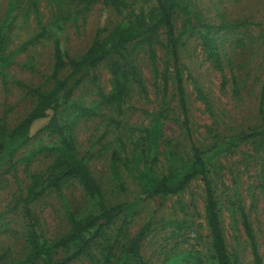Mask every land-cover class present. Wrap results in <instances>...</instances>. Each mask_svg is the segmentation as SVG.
Wrapping results in <instances>:
<instances>
[{
	"label": "rangeland",
	"instance_id": "374dc122",
	"mask_svg": "<svg viewBox=\"0 0 264 264\" xmlns=\"http://www.w3.org/2000/svg\"><path fill=\"white\" fill-rule=\"evenodd\" d=\"M126 1L130 10L136 12L147 13L155 6V0ZM187 1L194 30L183 37L178 47L186 125L177 109L176 73L172 60L166 65L165 37L161 30L152 46L155 70L147 47H133L131 61L140 75L142 88L133 84L121 106L101 101V95L107 96L112 90L108 59L68 79L59 94L58 119L63 122L64 132L73 141L78 157L103 190V202L107 206L136 203L126 230H121L123 216H119L92 238L87 255L69 258L73 248H60L56 259L69 258L66 264H98L109 241L115 244L113 254L118 255L146 224L149 226L139 244L138 255L128 264H175L188 254L208 259L211 256L203 183L199 178L177 195L144 199L131 173L133 164L118 166L122 191L115 187L109 171L113 151L122 159L129 158L128 130L138 137L152 115L161 109L164 98L169 113L159 141L158 172L162 174L166 172L163 154L168 141L186 158L191 144L210 148L222 143L224 137L240 135L264 123V0ZM125 14L124 11L122 15ZM120 19V14L100 0H0L3 50L5 55L13 54L0 67V128L4 130L0 142L35 107L37 98L32 89H53L57 79L68 77L67 65L58 72L56 80L51 77L55 44L58 43L64 61L79 58L96 35L104 37ZM182 21L181 16L176 17L177 28ZM199 25L212 31L217 59L209 58L202 49L198 33L204 29ZM164 73L169 78L163 98ZM194 87L203 96L199 97ZM71 88L69 97L62 98ZM44 124L45 121L36 122L30 129L31 135ZM22 139L10 140V146L18 147ZM58 141L57 135L42 130L12 155L4 153L0 157V264H24L21 262L30 247L19 200L26 195L34 178L46 177L54 160L47 149L57 146ZM209 178L227 250L238 264H255L253 243L264 264V139L219 153L211 163ZM43 188H39L42 190L30 209L39 235L49 245L69 231V214L78 218L97 214L103 203L89 199L76 179L61 182L58 190ZM242 211L251 227V241L240 224Z\"/></svg>",
	"mask_w": 264,
	"mask_h": 264
},
{
	"label": "trees",
	"instance_id": "16d2710c",
	"mask_svg": "<svg viewBox=\"0 0 264 264\" xmlns=\"http://www.w3.org/2000/svg\"><path fill=\"white\" fill-rule=\"evenodd\" d=\"M94 2L96 0H90ZM105 6L112 8L121 15L120 21L104 36L96 35L86 52L79 58L69 59L61 54L58 43L54 48V69L52 79L56 80L58 72L63 66L69 68L68 77L56 80L53 89L42 91L32 89L37 103L32 111L11 131L7 137H2L0 142V157L6 153L12 155L23 143L35 136L42 130L57 135L59 141L57 146L47 149L54 156L52 164L48 168L46 177L42 180L34 178L25 196L19 200L23 216L27 223V242L30 247L28 255L21 262L24 264H66L69 258L77 255H87L92 238L99 236L106 226L115 223L119 216H123L121 230H126L129 218L132 216L135 202L107 206L104 202V192L97 185L89 173L82 158L76 153L73 141L65 134L63 122L58 119L59 94L72 79L82 71H90L107 59L109 71L112 76V90L107 96L101 95V101L115 106H121L128 98L129 89L133 84L142 88L140 75L131 61L133 47H147L150 62L155 70V53L152 49L155 39L161 30L165 39L163 48L166 50L168 66L172 60L175 69V96L177 98V109L187 124V110L184 92L182 90L179 76L178 47L186 34L192 33L191 9L187 0H155V6L147 13L130 10L131 6L126 0H100ZM126 12L123 16L122 13ZM181 16L183 21L179 28L175 25L176 17ZM204 31H199L198 36L202 49L209 58L217 59V50L212 31L208 26L199 25ZM4 35L0 30V67L9 62L13 54L5 55L3 50ZM132 46V49L130 48ZM166 72V71H165ZM169 75L164 73L163 98L167 92ZM198 96H203L201 91L194 87ZM72 92L68 89L64 94L67 99ZM169 104L163 99L161 109L152 115L149 125L139 131V136H134V131L128 130L129 158L122 159L118 152L113 151L110 156L109 171L111 178L115 181V187L123 190L119 175V164H133L134 178L137 181L140 194L144 199H153L159 196H173L181 193L191 181L199 178L203 183L205 200L206 221L209 230L210 258L200 254H188L182 256L175 264H238L236 257L227 250L221 229L219 209L216 202L212 182L209 178L211 163L219 153L227 152L239 146L264 139V123L256 128L250 129L237 136L224 137L222 143L213 144L210 148H201L191 144L188 156L182 158L176 148L171 146L170 141L165 146L163 154L166 172H158L161 152L159 141L162 139V128L164 120L168 118ZM87 113V111H82ZM89 114V111H88ZM45 121V124L31 135L30 129L36 123ZM1 136L4 130L0 128ZM23 137L18 147L12 148L10 140ZM126 147V146H125ZM68 179H76L82 185L86 195L94 203L100 204L97 214L78 218L75 214H69V231L57 242L47 244L37 231V221L32 214L30 204L39 196V189L46 188L58 190L61 182ZM40 186V187H39ZM38 190V191H37ZM241 222L246 236L251 239V227L243 211L240 212ZM149 224L141 228L121 249L120 254L114 255L115 244L109 241L106 254L98 264H128L129 260H135L139 251V244L145 236ZM92 231V234L90 235ZM73 248V255L69 258L58 260L57 251L60 248ZM252 254L255 264H262L257 248L252 243Z\"/></svg>",
	"mask_w": 264,
	"mask_h": 264
}]
</instances>
